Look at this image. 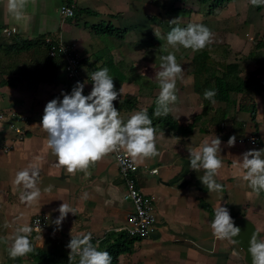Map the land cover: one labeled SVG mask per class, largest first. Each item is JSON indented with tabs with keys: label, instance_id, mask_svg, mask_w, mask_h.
<instances>
[{
	"label": "crops",
	"instance_id": "obj_1",
	"mask_svg": "<svg viewBox=\"0 0 264 264\" xmlns=\"http://www.w3.org/2000/svg\"><path fill=\"white\" fill-rule=\"evenodd\" d=\"M61 4L62 0H28L24 10L27 19L17 21L8 13L6 0H0V111L17 110L25 116L20 137L9 121H0V264H68L70 250L66 245L71 235L82 233H91L93 244L102 250L108 235L121 231L118 228L131 210L130 202L123 198L124 185L113 153L90 165L89 175L81 171L70 175L47 148V134L39 125L43 109L51 99H62L60 84L71 87L73 83L65 77L59 57L55 70L48 65L45 43L50 42L70 44L79 53V81H87L84 90L88 94L91 73L109 69L118 92L113 104L121 118L126 120L142 109L152 113L158 154L137 163L133 177L138 189L153 198L154 228L135 240L131 251L120 254L115 264H248L236 242L213 236L210 222L221 205L232 218L250 220L264 239V191L259 195L253 192L235 167V161L248 149L264 148V88L253 82L228 102H205L194 90V52L184 48L176 52L167 43L150 41L156 37L154 32L159 37L165 33L160 25L166 16L164 3L158 0H74L71 17L60 15ZM174 13L177 16V11ZM107 26L116 31L103 32ZM3 28L16 31L6 35ZM14 38L40 41L16 53L10 47ZM238 41L227 43L232 47L239 45ZM260 49L257 53L250 50L254 56L247 60L246 73L239 64L242 78L255 76L264 81L263 47ZM170 52L184 71L176 81L177 101L170 105L172 111L161 117L165 121L157 122L160 117L153 115L159 92L155 72L161 56ZM249 135L258 138L257 147L237 141ZM214 136L221 140L223 165L215 176L220 189L209 192L198 179L203 169L196 172L189 167L188 150L198 149ZM230 136L236 137L231 147L227 145ZM4 144L10 148L4 150ZM32 168L39 170L41 195L28 205L20 199L23 186L14 181L17 173ZM63 202L75 214L69 213L57 229L51 221L59 215L55 209ZM37 214L50 215L46 228L29 237L33 251L10 259L7 248L13 230L29 224ZM5 223L9 227H4Z\"/></svg>",
	"mask_w": 264,
	"mask_h": 264
},
{
	"label": "clouds",
	"instance_id": "obj_2",
	"mask_svg": "<svg viewBox=\"0 0 264 264\" xmlns=\"http://www.w3.org/2000/svg\"><path fill=\"white\" fill-rule=\"evenodd\" d=\"M249 3L253 7L264 6V0H249ZM27 4L28 0H6L8 13L17 21L27 19L24 12ZM169 22L174 24L176 19ZM154 34L159 37L158 33ZM212 40L211 30L203 24L175 26L166 34L167 45L176 52L181 48L197 52L211 44ZM183 71L174 52L161 56L159 70L155 72L159 92L155 101L154 116L164 117L172 111L170 105L177 101L176 81L182 78ZM90 80L92 87L89 94H83L87 81H78L70 94L62 90V99H51L43 109L39 125L47 134V148L56 157L58 166L70 175L81 171L87 176L90 174V165L112 152L122 153L123 158L134 163H142L147 158L155 157L158 154L156 135L148 110L134 112L124 120L113 104L118 92L115 90L113 77L109 75V69L104 67L93 71ZM215 94L214 90H205L204 99L214 102ZM235 140V136H230L227 145L234 146ZM220 150L221 140L217 136L210 141L206 140L198 149L188 150L189 167L196 172L203 169V174L198 179L209 192L217 191L221 187L215 180L223 165ZM235 167L240 178L248 182L253 192L259 195L264 191V148L245 151L235 161ZM38 179L39 170L36 168L24 169L17 173L14 183L23 186L24 191L20 196L23 203L31 205L40 198ZM45 191H50V188ZM55 211H58L59 215L51 223L55 224L57 229L69 213L75 214L71 206L64 202ZM49 215H46V220ZM4 227L9 225L5 223ZM210 227L213 236L219 240L231 241L241 231L234 224L228 209L221 205L215 209ZM32 231L28 224L13 230L7 248L10 259L23 257L33 251V244L29 239ZM38 231L41 233L40 227ZM258 233L259 230L252 232L248 242L247 251L251 256V264H264V239H257ZM66 247L70 250L68 264H111L110 253L99 250L98 245L93 244L91 233L71 235Z\"/></svg>",
	"mask_w": 264,
	"mask_h": 264
},
{
	"label": "rangeland",
	"instance_id": "obj_3",
	"mask_svg": "<svg viewBox=\"0 0 264 264\" xmlns=\"http://www.w3.org/2000/svg\"><path fill=\"white\" fill-rule=\"evenodd\" d=\"M158 2L164 3L162 12L166 16L161 20L162 24L160 25L165 33L162 32L160 37H155L150 41L164 45L166 34L172 27H186L189 23L203 24L213 34L212 46L209 49L211 55L226 62H237L241 65L242 71L245 69L243 72L246 73L247 60H251L254 56L252 53L250 55L248 53L250 50L254 52L256 42L263 38L264 6L253 7L249 0H231L209 12L206 5H198L196 0H188L185 4L174 2V0H158ZM171 5L179 6L174 10V12L177 11V16L173 11L168 10ZM173 19H176L174 24L169 22ZM236 38H239V45L234 43L232 47L239 49L240 52L234 53L228 43ZM261 52H264V47ZM255 53L257 52L255 51ZM262 55L264 57V54Z\"/></svg>",
	"mask_w": 264,
	"mask_h": 264
},
{
	"label": "built area",
	"instance_id": "obj_4",
	"mask_svg": "<svg viewBox=\"0 0 264 264\" xmlns=\"http://www.w3.org/2000/svg\"><path fill=\"white\" fill-rule=\"evenodd\" d=\"M74 8V0H62L59 13L62 17H71L74 15ZM2 31L6 35H11L16 30L14 28H3ZM46 41L50 42L49 40ZM48 55L56 58L59 57L63 61L64 75L73 83L71 87L60 84L59 90L61 93L63 90L64 93L70 94L76 82L80 80L81 56L75 51L72 45L63 42H50ZM83 94L87 95L88 93L83 89ZM2 120L9 121L13 131L19 137L23 135L21 123L25 121V116L20 112L17 110L0 111V121ZM237 141L239 143H247L253 147L259 145L258 138L255 135L241 136L237 138ZM9 148V145H3L4 150H8ZM112 153L117 162L118 171L124 185L123 198L131 204V210L127 213L124 224L118 228V230L124 232L129 238L139 240L146 237L154 228L155 213L153 198L143 194L136 186L133 174L138 170V164L123 158L122 153ZM151 171L155 172L156 169H152ZM45 217L44 214H37L32 218L31 222L28 224L33 229L32 236L40 234L38 231L39 227L41 231L46 228L47 220Z\"/></svg>",
	"mask_w": 264,
	"mask_h": 264
},
{
	"label": "trees",
	"instance_id": "obj_5",
	"mask_svg": "<svg viewBox=\"0 0 264 264\" xmlns=\"http://www.w3.org/2000/svg\"><path fill=\"white\" fill-rule=\"evenodd\" d=\"M187 0H176V2H180L184 4ZM198 5H206L209 12H212L219 6H222L228 3L231 0H196ZM179 6L171 5L168 10H175ZM103 32L114 33L116 29L113 26H107L103 30ZM263 38L259 39L255 48L264 47V33L262 35ZM14 41L10 44L11 49L14 52H22L28 50L34 45L38 44L40 40H26L20 38H14ZM44 43V41H43ZM50 44L45 43V47L49 48ZM251 52L248 54L250 55ZM50 63L52 64L55 70L57 68V59L56 57L49 56ZM192 72L194 77V90L200 94H202L204 98L205 90H214L215 96L213 99L223 100L225 102L232 100V96L236 93L244 91L247 89L253 82H259L261 87L264 88V81L259 78L252 76L247 77L246 79L240 76V67L237 62H226L225 60H219L214 58L208 46H206L203 50L194 52L192 56ZM205 102H209V100L204 99ZM125 103V102H124ZM151 111L148 110L149 117L151 115ZM253 115V114H252ZM168 119V118H167ZM160 120H166L164 118H159ZM112 234V235H110ZM107 237L106 244L102 248V250H106L110 253L112 257L111 264H115L117 262V258L120 254L130 252L132 248V244L135 241L134 238H129L124 232L120 231L117 234L110 233ZM115 235V236H113ZM114 239L111 241V238ZM35 252V251H34Z\"/></svg>",
	"mask_w": 264,
	"mask_h": 264
},
{
	"label": "water",
	"instance_id": "obj_6",
	"mask_svg": "<svg viewBox=\"0 0 264 264\" xmlns=\"http://www.w3.org/2000/svg\"><path fill=\"white\" fill-rule=\"evenodd\" d=\"M233 221L234 224L241 229L239 235L233 237V241L243 249L247 263L251 264V256L247 249L249 246V238L252 232L256 231V228L254 224L244 216H235L233 217ZM257 239H260L259 234H257Z\"/></svg>",
	"mask_w": 264,
	"mask_h": 264
}]
</instances>
